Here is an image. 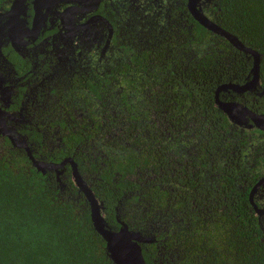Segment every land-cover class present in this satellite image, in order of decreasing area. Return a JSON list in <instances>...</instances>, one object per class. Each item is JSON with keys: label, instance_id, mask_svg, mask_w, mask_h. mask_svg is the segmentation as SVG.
I'll list each match as a JSON object with an SVG mask.
<instances>
[{"label": "trees", "instance_id": "trees-1", "mask_svg": "<svg viewBox=\"0 0 264 264\" xmlns=\"http://www.w3.org/2000/svg\"><path fill=\"white\" fill-rule=\"evenodd\" d=\"M214 2L217 25L260 55L259 87L219 97L264 115V0ZM183 15L181 29H150L129 61V45L122 47L117 99L107 102V82L73 93L72 106L101 117L54 121L64 135L53 151L35 131L28 141L39 146L36 157L73 156L106 225L123 222L151 239L141 244L146 264H264V217L249 202L264 176V133L234 126L215 105L219 86L250 80L252 58L185 6ZM83 97L93 110L72 103ZM261 190L254 202L264 208ZM0 264H114L69 169L59 184L2 136Z\"/></svg>", "mask_w": 264, "mask_h": 264}, {"label": "flooded vegetation", "instance_id": "flooded-vegetation-1", "mask_svg": "<svg viewBox=\"0 0 264 264\" xmlns=\"http://www.w3.org/2000/svg\"><path fill=\"white\" fill-rule=\"evenodd\" d=\"M14 1L0 2L2 119L14 131L13 137L26 140L35 160L58 165L72 159L78 169L73 156L59 162L34 156L39 146L28 141L31 133H40L41 147L47 144L49 152L63 146L64 134L52 125L54 121H69L71 115L101 117L85 97L72 103L87 104L93 113L72 106L73 93L84 90L87 82L95 83L100 91L107 82V102L117 99L113 74L117 59L124 54L122 47L129 45V61L134 48L151 39L154 26L181 29L187 22L184 6L192 17L188 0H24L18 12L9 15ZM214 1L202 0L196 8L216 23ZM67 169L73 181L69 163L45 173L52 172L62 184Z\"/></svg>", "mask_w": 264, "mask_h": 264}, {"label": "water", "instance_id": "water-1", "mask_svg": "<svg viewBox=\"0 0 264 264\" xmlns=\"http://www.w3.org/2000/svg\"><path fill=\"white\" fill-rule=\"evenodd\" d=\"M200 1L202 0H188V10L194 20L206 30L224 38L235 49L243 52L244 54H248L252 58L250 80L242 85L228 83L219 86L215 91V105L226 115L228 120L234 126L248 130L255 128L264 133V115L254 113L239 102L222 101L219 98L221 92L231 91L236 94H244L246 92L254 91L257 87H259L260 55L256 51L245 47L234 35L228 33L214 21L203 15V13L196 8ZM23 2L24 0L14 1L9 15L17 13L19 10L18 7H20ZM6 27L9 30L11 26L7 25ZM13 28H16V24L13 25ZM11 133L14 134V131L5 126L2 119V112L0 111V135L7 137L14 148L23 149L30 160L31 165L37 169V171L45 173L47 170H57L63 167L66 163L70 164L73 182L78 188V191L84 195L86 201L89 203L90 216L93 226L98 234H100V236L104 239L106 243V250L113 263L146 264L142 256L141 244L149 243L151 239L144 237L137 232L131 231L123 222L120 223L121 227L118 230H112L106 225L102 215V204L95 198L92 190L88 187L86 181L81 177L77 166L72 159H66L58 165L37 161L32 157L26 140L15 138L11 135ZM263 188L264 176L259 178L249 191V202L259 219L264 217V208H260L255 204L254 196L260 189Z\"/></svg>", "mask_w": 264, "mask_h": 264}, {"label": "rangeland", "instance_id": "rangeland-1", "mask_svg": "<svg viewBox=\"0 0 264 264\" xmlns=\"http://www.w3.org/2000/svg\"><path fill=\"white\" fill-rule=\"evenodd\" d=\"M259 193H261V196H264V188ZM261 203L263 204V200L262 199H261Z\"/></svg>", "mask_w": 264, "mask_h": 264}]
</instances>
